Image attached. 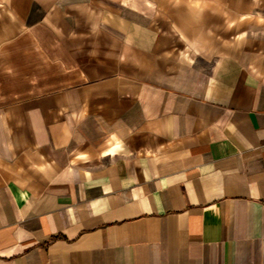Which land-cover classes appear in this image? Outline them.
Instances as JSON below:
<instances>
[{"label": "crops", "instance_id": "obj_1", "mask_svg": "<svg viewBox=\"0 0 264 264\" xmlns=\"http://www.w3.org/2000/svg\"><path fill=\"white\" fill-rule=\"evenodd\" d=\"M0 264H264V0H0Z\"/></svg>", "mask_w": 264, "mask_h": 264}]
</instances>
